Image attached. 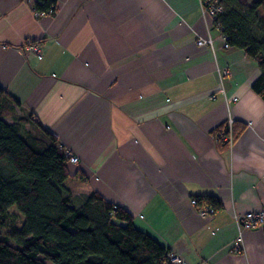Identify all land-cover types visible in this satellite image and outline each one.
Wrapping results in <instances>:
<instances>
[{"label":"crops","instance_id":"1","mask_svg":"<svg viewBox=\"0 0 264 264\" xmlns=\"http://www.w3.org/2000/svg\"><path fill=\"white\" fill-rule=\"evenodd\" d=\"M36 1L0 0V86L79 157L73 202L97 192L188 264H264V224L237 221L264 212L258 62L202 0H57L43 15ZM205 195L221 200L208 218L192 203Z\"/></svg>","mask_w":264,"mask_h":264},{"label":"trees","instance_id":"2","mask_svg":"<svg viewBox=\"0 0 264 264\" xmlns=\"http://www.w3.org/2000/svg\"><path fill=\"white\" fill-rule=\"evenodd\" d=\"M208 7V0H202ZM215 17L230 47L245 50L262 70L254 89L264 98V0L244 6L241 0H218ZM41 14H53L57 0H37ZM261 9L262 15H259ZM18 103L0 86V228L9 209L24 215L21 227L0 230V264H167L171 249L140 230L126 208L97 192L80 206L73 205L70 156L58 137L30 113L17 115ZM14 116L10 123L6 117ZM31 121L32 128L26 124ZM224 132L227 124L214 130ZM236 139L239 132L233 133ZM219 142L227 147L224 137ZM197 206L221 207L215 195L197 197Z\"/></svg>","mask_w":264,"mask_h":264},{"label":"built area","instance_id":"3","mask_svg":"<svg viewBox=\"0 0 264 264\" xmlns=\"http://www.w3.org/2000/svg\"><path fill=\"white\" fill-rule=\"evenodd\" d=\"M211 0H208L210 2ZM204 6L206 7V10L210 16H212L214 19L219 11H222V6L218 3V0H213L211 1V4L207 7L205 4ZM38 15H43L46 13H40L39 11H36ZM54 14V13H53ZM212 39L210 37L207 38H198L197 43L198 45H209L212 44ZM34 51L38 54L39 57H41V49L38 45H33ZM68 156H70V161L71 163L78 164L79 163V157L77 155H74L70 152H67ZM192 203L194 205H197V199L194 198L192 199ZM217 211V208L208 205L204 206L203 208L200 209V214L204 216L205 218L212 216L215 214ZM238 223L242 227L243 230L247 229H253L256 227H259L264 224V212H247L244 216L239 217L237 219ZM242 240V238H240ZM239 243H236V246H239ZM167 264H188L186 259L179 253L173 252L171 250L170 252V258Z\"/></svg>","mask_w":264,"mask_h":264},{"label":"rangeland","instance_id":"4","mask_svg":"<svg viewBox=\"0 0 264 264\" xmlns=\"http://www.w3.org/2000/svg\"><path fill=\"white\" fill-rule=\"evenodd\" d=\"M71 182H72V180H66L65 184H67L69 186V184ZM73 205L74 206H77L78 205V203L76 202V200L73 202ZM9 211H10V213H9V216H8V219H7L6 224L0 228V230H1V232L3 234L7 233L8 230L13 225H16V226L21 227L23 225V223H24V215L18 210L17 206L14 205V206L10 207ZM48 264H51V263L48 262Z\"/></svg>","mask_w":264,"mask_h":264}]
</instances>
